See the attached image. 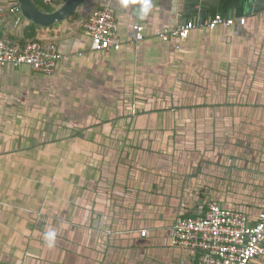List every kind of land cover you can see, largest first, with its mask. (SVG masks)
Listing matches in <instances>:
<instances>
[{"label":"crops","instance_id":"1","mask_svg":"<svg viewBox=\"0 0 264 264\" xmlns=\"http://www.w3.org/2000/svg\"><path fill=\"white\" fill-rule=\"evenodd\" d=\"M106 6L121 47L92 50L84 27ZM74 14L0 34L65 56L52 75L0 65V264H196L172 243L177 216L264 210V0H84ZM218 14L246 21L203 26ZM190 21L179 45L160 38Z\"/></svg>","mask_w":264,"mask_h":264},{"label":"built area","instance_id":"2","mask_svg":"<svg viewBox=\"0 0 264 264\" xmlns=\"http://www.w3.org/2000/svg\"><path fill=\"white\" fill-rule=\"evenodd\" d=\"M45 8H56L62 0H35ZM24 17L20 5L0 7V34L3 28L21 26ZM245 18L236 20L218 14L204 23V27L244 24ZM197 27L193 21L165 29L159 33L164 41L174 40L177 45L186 40ZM92 39V50L120 49L118 22L115 11L109 7L95 10L84 27ZM136 41L144 39V28L135 26ZM65 58L56 44L39 39L7 40L0 37V65H27L45 74H54L58 64ZM146 230H142L145 236ZM172 243L198 252L196 264H251V260L264 255V210L257 220L251 222L244 212L227 209L212 203L201 216H178L174 225Z\"/></svg>","mask_w":264,"mask_h":264},{"label":"water","instance_id":"3","mask_svg":"<svg viewBox=\"0 0 264 264\" xmlns=\"http://www.w3.org/2000/svg\"><path fill=\"white\" fill-rule=\"evenodd\" d=\"M17 2L20 5L21 14L25 20L41 27H51L69 19L83 5L84 0H62L52 10L41 9L35 0H17ZM176 220L173 222L172 236Z\"/></svg>","mask_w":264,"mask_h":264},{"label":"trees","instance_id":"4","mask_svg":"<svg viewBox=\"0 0 264 264\" xmlns=\"http://www.w3.org/2000/svg\"><path fill=\"white\" fill-rule=\"evenodd\" d=\"M38 4V3H37ZM38 6L40 7V8H42L43 10H52L53 8H45V7H42V6H40L39 4H38ZM75 15V14H74ZM73 15V16H74ZM32 24V26H37V25H35L34 23H31Z\"/></svg>","mask_w":264,"mask_h":264},{"label":"rangeland","instance_id":"5","mask_svg":"<svg viewBox=\"0 0 264 264\" xmlns=\"http://www.w3.org/2000/svg\"><path fill=\"white\" fill-rule=\"evenodd\" d=\"M40 6H42L41 4H39ZM43 7V6H42Z\"/></svg>","mask_w":264,"mask_h":264}]
</instances>
